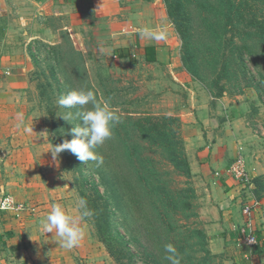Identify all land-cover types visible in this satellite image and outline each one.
Instances as JSON below:
<instances>
[{"label":"rangeland","instance_id":"1","mask_svg":"<svg viewBox=\"0 0 264 264\" xmlns=\"http://www.w3.org/2000/svg\"><path fill=\"white\" fill-rule=\"evenodd\" d=\"M216 2L158 0L151 15L160 23L153 29L166 31L167 39L145 38L143 48L137 16L123 21L118 5L100 11L85 3L73 18L61 0H0L5 39L25 56L29 86L17 115L31 120L22 127L32 148L41 149V179L56 186L60 200L72 201L77 216L81 197L92 212L81 221L98 257L79 264H116L101 241L108 234L130 244L137 264H150L149 254L167 264L168 243L190 258L181 264H264V199L253 183L264 177V44L249 54L246 35L258 30L228 17L221 22ZM169 8L189 15V42ZM20 19L28 23L26 35ZM72 90H92L120 116L111 138L93 149L102 164L83 163L68 150L58 166L52 160L50 150L73 139L71 129L80 122L58 116L69 111L58 106L59 97ZM149 129L156 130L145 138ZM239 160L250 183L227 174ZM216 172L225 177L212 187ZM246 208L259 238L255 249L238 235Z\"/></svg>","mask_w":264,"mask_h":264},{"label":"crops","instance_id":"2","mask_svg":"<svg viewBox=\"0 0 264 264\" xmlns=\"http://www.w3.org/2000/svg\"><path fill=\"white\" fill-rule=\"evenodd\" d=\"M61 1L65 5V13L73 18L83 14L87 5L85 3H91L88 8L92 6L100 11L112 4L118 5L123 21L126 17L137 16L136 21L140 26L137 28L139 43L143 48L145 44L140 30L153 29L160 23L152 21L151 15V9L155 8L158 0ZM0 14V198L3 194H10L19 202L36 205L39 210L38 214H27L21 219L0 213V264H79L83 261L94 263L98 257L99 246L82 221L84 238L79 246L71 250L60 247L59 237L54 236V233L45 234L39 230V222L51 211L53 203L61 204L68 214L77 215L74 214L72 201L60 200L56 186L41 179L46 168L41 160V149L37 153L38 150L32 148L30 143L33 139L30 141V136L22 127L31 123V120L17 115V111L21 110L20 94L29 86L26 69L22 65L25 56L16 48L17 42L12 44L6 41L8 27L3 9H0ZM17 22L24 34L27 33L28 23L23 19ZM122 27L123 30L126 29L124 22ZM154 47L149 46L146 50L150 52ZM214 175L210 177L209 183L214 187L213 183L216 182V187H219L218 184H221L220 181L225 176L217 179Z\"/></svg>","mask_w":264,"mask_h":264},{"label":"clouds","instance_id":"3","mask_svg":"<svg viewBox=\"0 0 264 264\" xmlns=\"http://www.w3.org/2000/svg\"><path fill=\"white\" fill-rule=\"evenodd\" d=\"M140 36L142 39L160 42L167 39V32L143 28ZM57 104L61 109L69 110L58 115L59 117L72 124L73 119L77 118L80 123L74 124L75 127L71 129L73 139L54 145L50 150L53 162L58 166L59 154L68 150L83 163L93 160L98 165L102 164L103 157L97 156L93 149L111 138L114 127L120 122V116L108 103L99 102L92 90L69 91L59 97ZM89 104L92 105L90 109L77 110L75 114L71 111ZM77 207L81 210V216L68 214L61 204L53 203L51 211L39 222V230L45 234L54 233V236L59 237V246L66 250L79 246L85 234L81 227V217L91 216L92 212L87 208V201L83 197L78 199ZM164 251V259L168 264H181V257L173 244L164 245Z\"/></svg>","mask_w":264,"mask_h":264},{"label":"trees","instance_id":"4","mask_svg":"<svg viewBox=\"0 0 264 264\" xmlns=\"http://www.w3.org/2000/svg\"><path fill=\"white\" fill-rule=\"evenodd\" d=\"M216 3L217 6H219L218 16L223 18L221 22L224 20V17H228V22L231 24L236 23L237 25H241L244 28H255L258 30L257 35H246L247 41L251 40L252 44H246L245 46L246 51H249V54L251 55H254L253 52L260 51L257 46H261L262 43L264 44V0H217ZM172 12L174 11L169 8V18L173 20V23L179 34L182 36V39L184 40L185 38V42H189L191 38L186 36L191 30L190 24H187L190 21L189 15L183 13L180 14V16L177 12H174V14ZM224 13H226V15ZM217 39H219V37H217ZM185 52L189 53L187 56L191 55L189 49L185 48ZM242 56L243 53H241V57ZM79 110L81 109L79 108ZM155 130L156 129H149L147 132L148 134H146L144 137H150ZM167 137L169 138L168 134ZM253 183L255 185L254 191L257 194L259 200L264 199V197H262L260 194L264 192V177H261L256 181L254 180ZM109 239H111V234H108V238L102 237L101 241L107 247L109 254L114 258L116 264H137L135 261L136 254H134V252L131 250L129 243L125 245L124 242H121L119 239ZM118 246H124V249L117 252L116 247ZM179 255L181 259L185 260L187 263L191 261L188 255L185 256L182 252H180ZM149 256L147 257L150 259V264H161V262H159V260L154 257V254H149Z\"/></svg>","mask_w":264,"mask_h":264},{"label":"built area","instance_id":"5","mask_svg":"<svg viewBox=\"0 0 264 264\" xmlns=\"http://www.w3.org/2000/svg\"><path fill=\"white\" fill-rule=\"evenodd\" d=\"M1 17V14H0ZM242 160H239L235 165L229 168L227 171L228 175H234L237 180L244 183H250L248 172L243 165ZM217 179L221 177V174L216 172L214 175ZM0 213L3 215H11L16 219H21L24 215H35L39 213L38 207L34 204L19 202L10 194H3L0 198ZM245 217V223L243 228L240 226L238 230V235L242 238L244 245L249 249H255L259 244V238L257 236V231L255 230L253 221V212L251 208H246L243 212ZM251 224V225H249ZM246 225V228H244ZM0 240V251H1Z\"/></svg>","mask_w":264,"mask_h":264}]
</instances>
